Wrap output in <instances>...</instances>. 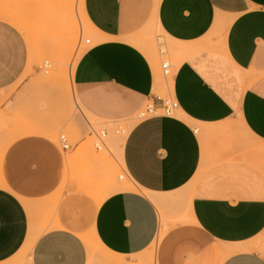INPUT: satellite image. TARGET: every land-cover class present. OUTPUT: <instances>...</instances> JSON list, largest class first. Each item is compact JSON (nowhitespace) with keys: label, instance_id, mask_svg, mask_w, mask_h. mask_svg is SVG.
<instances>
[{"label":"crops","instance_id":"1","mask_svg":"<svg viewBox=\"0 0 264 264\" xmlns=\"http://www.w3.org/2000/svg\"><path fill=\"white\" fill-rule=\"evenodd\" d=\"M59 1L0 0V264H130L160 232L154 264H264V0H79L92 44L68 85L37 72L21 25ZM152 28L183 52L175 115L115 142L134 189L98 204L62 188L72 146L54 136L84 132L74 105L128 120L160 96Z\"/></svg>","mask_w":264,"mask_h":264},{"label":"rangeland","instance_id":"2","mask_svg":"<svg viewBox=\"0 0 264 264\" xmlns=\"http://www.w3.org/2000/svg\"><path fill=\"white\" fill-rule=\"evenodd\" d=\"M53 4L51 13L48 11L47 15H39L33 20L26 19L21 25L26 28L30 45L33 47L31 56L38 69L37 72L48 78H58L68 85L69 77L75 67L74 63L92 44V31L83 23L78 7L79 0H66L63 3L59 1L58 4ZM86 40L91 43H86ZM140 47L148 57L156 61L159 84L156 93L162 98H169V82L179 60L177 53L173 51L175 45L158 28H152ZM160 49L163 54L159 53ZM162 62L171 65L169 76L163 75ZM73 112L83 116L84 132L78 133L68 127L54 136L56 142L64 137L72 146L65 153V157L72 158L74 165L72 166V163L71 168H68L62 188L65 186L84 188V192L88 190L90 195L98 190L107 191L108 188L112 190L113 184L126 178V174L119 169L116 161L115 142L124 140L126 131L135 121L152 113L147 112L144 106L134 118L104 121L75 105ZM161 112V110L156 111V113ZM174 113L175 111L173 115ZM98 141H104V146L99 149L95 147ZM98 252V249H95L94 256H97ZM96 259L93 257L94 264L97 262ZM130 264L146 263L138 257Z\"/></svg>","mask_w":264,"mask_h":264},{"label":"built area","instance_id":"3","mask_svg":"<svg viewBox=\"0 0 264 264\" xmlns=\"http://www.w3.org/2000/svg\"><path fill=\"white\" fill-rule=\"evenodd\" d=\"M89 40H86V43H88ZM160 54H163V51L160 49ZM161 69L164 76H169L171 73V67L170 64L167 62H162ZM174 109H176V103L171 100L170 98H162L161 96H156L152 100H150L145 105V110L152 114H157V110H161L162 112L160 114L165 116L172 115ZM143 116V114H141ZM104 135V133H103ZM59 143L61 145V148L63 150L69 149V144L67 143L66 139L64 137H61L59 139ZM101 146H104V141H98L97 144H95V147L99 149Z\"/></svg>","mask_w":264,"mask_h":264},{"label":"bare ground","instance_id":"4","mask_svg":"<svg viewBox=\"0 0 264 264\" xmlns=\"http://www.w3.org/2000/svg\"><path fill=\"white\" fill-rule=\"evenodd\" d=\"M4 6V5H3ZM2 9V8H1ZM2 10H4V9H2ZM5 12V11H4ZM6 20H7V18H6ZM172 43H174L173 41H171ZM183 44V43H182ZM176 45H178L179 46V44H177L176 43ZM175 48V49H174ZM173 48V51H174V53H179L180 51H177L178 49L180 50L181 48H178V49H176V46ZM183 48V47H182ZM182 51H183V49H182ZM181 53H183V52H181ZM181 53H179L180 55H181ZM177 55V56H179L180 57V55ZM183 57V56H182ZM78 59V58H77ZM76 61V60H75ZM181 61V60H180ZM179 61V62H180ZM171 83V82H170ZM170 86V85H169ZM171 87V86H170ZM122 139V138H121ZM119 146V145H118ZM68 159V162H67V167L68 168H71L70 167V165L72 164V166L74 165V160L72 159V158H67ZM76 163V162H75ZM67 168V169H68ZM113 189L112 190H123V189H134L133 188V186L130 184V183H128V181H125V182H120L119 184H116V186H113L112 187ZM112 190H109V191H100V190H98V191H95V192H93V194L91 195L92 196V198H94L95 199V201H97V203L98 204H100V202L102 201V199L103 198H105L107 195H109V192H112ZM124 191V190H123ZM162 235V232H160L159 233V235H158V237L152 242V244L150 245V247H149V249L148 250H146L145 251V253L142 255V261H144V263H146V264H154L153 262H154V253H155V249H156V244H157V242H158V240H159V238H160V236ZM86 243H88V247H91V244L89 243V241H87L86 240ZM114 259V258H113ZM116 260H118V259H115L114 261H116Z\"/></svg>","mask_w":264,"mask_h":264}]
</instances>
